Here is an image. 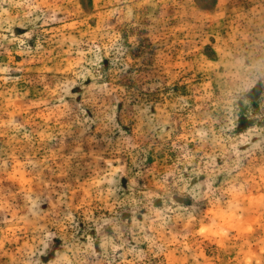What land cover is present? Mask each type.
Returning <instances> with one entry per match:
<instances>
[{"label":"rangeland","instance_id":"obj_1","mask_svg":"<svg viewBox=\"0 0 264 264\" xmlns=\"http://www.w3.org/2000/svg\"><path fill=\"white\" fill-rule=\"evenodd\" d=\"M0 264H264V0H0Z\"/></svg>","mask_w":264,"mask_h":264}]
</instances>
